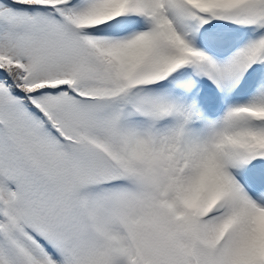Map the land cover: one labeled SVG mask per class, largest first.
Returning a JSON list of instances; mask_svg holds the SVG:
<instances>
[{
    "label": "snow or ice",
    "instance_id": "1",
    "mask_svg": "<svg viewBox=\"0 0 264 264\" xmlns=\"http://www.w3.org/2000/svg\"><path fill=\"white\" fill-rule=\"evenodd\" d=\"M0 264H264V0H0Z\"/></svg>",
    "mask_w": 264,
    "mask_h": 264
}]
</instances>
